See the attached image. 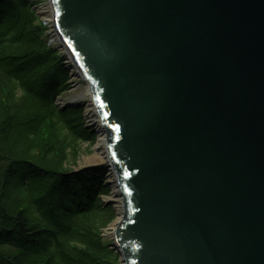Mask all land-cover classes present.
<instances>
[{"label": "water", "instance_id": "obj_1", "mask_svg": "<svg viewBox=\"0 0 264 264\" xmlns=\"http://www.w3.org/2000/svg\"><path fill=\"white\" fill-rule=\"evenodd\" d=\"M86 82L122 264H264V0H47Z\"/></svg>", "mask_w": 264, "mask_h": 264}, {"label": "trees", "instance_id": "obj_2", "mask_svg": "<svg viewBox=\"0 0 264 264\" xmlns=\"http://www.w3.org/2000/svg\"><path fill=\"white\" fill-rule=\"evenodd\" d=\"M31 0H0V264H120L102 234L116 218L104 163L76 168L97 135Z\"/></svg>", "mask_w": 264, "mask_h": 264}, {"label": "rangeland", "instance_id": "obj_3", "mask_svg": "<svg viewBox=\"0 0 264 264\" xmlns=\"http://www.w3.org/2000/svg\"><path fill=\"white\" fill-rule=\"evenodd\" d=\"M31 1L34 2L33 8L36 14L39 16L43 24L47 26L46 40H47L48 45L54 47L55 50L65 55L66 66L68 69H70L71 78H70L69 83L71 84V86L61 96L58 97L56 104L59 108L62 106H76V105L82 104L85 107L83 115H84L87 125L93 126L96 131L97 140L94 146L92 147L91 152L88 153L86 151V144H83L81 154L79 155L76 162L72 163V165L75 166L76 168H81L84 166L94 165L98 163L106 164V159H105L106 156H105V151H104V147L102 144L104 133L100 129L98 118H97L96 113L94 112V107L91 102L90 96L88 95L83 96L84 88L87 85L84 84V81L76 73V70L71 64V61L68 55L66 54L64 48L60 46L57 40V37L52 30L51 10H50V6L48 5L47 0H31ZM107 181L111 185V193L108 195H101L100 198L104 203H110L113 205L116 211V218L106 229L103 230L102 235L106 239L111 241L113 247H115L113 244L114 243L113 239H112V231L115 228L117 221L120 219L121 208H120V199L118 195V189L116 187L113 174L111 173L110 169H109ZM120 264H122V262Z\"/></svg>", "mask_w": 264, "mask_h": 264}, {"label": "bare ground", "instance_id": "obj_4", "mask_svg": "<svg viewBox=\"0 0 264 264\" xmlns=\"http://www.w3.org/2000/svg\"><path fill=\"white\" fill-rule=\"evenodd\" d=\"M60 46H61V44H60ZM84 84L87 85L86 82H84ZM85 95L90 96V99H91V92H90V90H89V88L87 86H85L84 92H83V96H85ZM102 144H103V139H102ZM102 144H101V146H102Z\"/></svg>", "mask_w": 264, "mask_h": 264}]
</instances>
